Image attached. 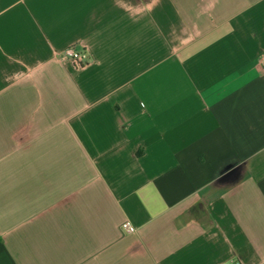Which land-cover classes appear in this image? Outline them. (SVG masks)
<instances>
[{
    "label": "crops",
    "instance_id": "0c3cea01",
    "mask_svg": "<svg viewBox=\"0 0 264 264\" xmlns=\"http://www.w3.org/2000/svg\"><path fill=\"white\" fill-rule=\"evenodd\" d=\"M263 58L264 0H0V264H264Z\"/></svg>",
    "mask_w": 264,
    "mask_h": 264
},
{
    "label": "built area",
    "instance_id": "2783aa9c",
    "mask_svg": "<svg viewBox=\"0 0 264 264\" xmlns=\"http://www.w3.org/2000/svg\"><path fill=\"white\" fill-rule=\"evenodd\" d=\"M53 52L57 55L58 58L62 60H71L77 66L85 64L88 58L85 52H79L75 49V47H68L62 51H56L55 49H53ZM121 226L126 233H133L136 231V227L129 221L123 222Z\"/></svg>",
    "mask_w": 264,
    "mask_h": 264
}]
</instances>
